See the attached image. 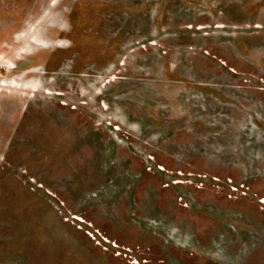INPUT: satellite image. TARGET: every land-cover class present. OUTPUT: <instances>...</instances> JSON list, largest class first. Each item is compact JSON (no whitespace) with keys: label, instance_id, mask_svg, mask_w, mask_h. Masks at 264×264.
Wrapping results in <instances>:
<instances>
[{"label":"rangeland","instance_id":"374dc122","mask_svg":"<svg viewBox=\"0 0 264 264\" xmlns=\"http://www.w3.org/2000/svg\"><path fill=\"white\" fill-rule=\"evenodd\" d=\"M0 264H264V0H0Z\"/></svg>","mask_w":264,"mask_h":264},{"label":"bare ground","instance_id":"6f19581e","mask_svg":"<svg viewBox=\"0 0 264 264\" xmlns=\"http://www.w3.org/2000/svg\"><path fill=\"white\" fill-rule=\"evenodd\" d=\"M138 224L141 225L140 222H138ZM142 226H143V225H142ZM145 226H147V227H151V225H145ZM145 226H144V227H145ZM147 227H145V228H147ZM147 229H149V228H147ZM154 229H155V228H154ZM169 235H170L169 238H171V239H175V235H174L173 232L170 231ZM170 241H174V240H170Z\"/></svg>","mask_w":264,"mask_h":264}]
</instances>
